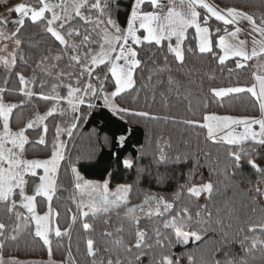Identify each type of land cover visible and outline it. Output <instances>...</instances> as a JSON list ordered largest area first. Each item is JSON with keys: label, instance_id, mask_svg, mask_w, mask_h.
<instances>
[{"label": "snow or ice", "instance_id": "1", "mask_svg": "<svg viewBox=\"0 0 264 264\" xmlns=\"http://www.w3.org/2000/svg\"><path fill=\"white\" fill-rule=\"evenodd\" d=\"M180 5L22 0L8 8L13 18L0 17L5 50L15 44L11 61L0 58V264H256L257 253L264 264V74L221 86L206 73L205 92L188 66L207 59L229 77L250 61L264 66V0L255 11L222 0ZM32 27L48 36L35 57L24 51ZM240 94L255 114L210 110ZM98 113L117 131L74 154ZM141 125L181 128L182 139L162 130L129 153ZM104 148L119 167L89 179L82 170L92 165L82 161ZM229 192L243 194L239 206ZM209 240L207 256L189 247ZM23 241L45 249L47 262L5 259Z\"/></svg>", "mask_w": 264, "mask_h": 264}, {"label": "trees", "instance_id": "2", "mask_svg": "<svg viewBox=\"0 0 264 264\" xmlns=\"http://www.w3.org/2000/svg\"><path fill=\"white\" fill-rule=\"evenodd\" d=\"M22 0H0V11L11 6L14 3L20 2ZM222 3L246 8L251 11H255V6L259 4V0H222ZM24 36V51L27 56H37L40 54V51L46 46V42L48 40V36L43 34L39 29L32 27L23 33ZM189 67H195L198 74L203 76L204 78V90L206 92L209 81L207 79L206 73L215 74L216 80L211 83L218 84L221 86H227L229 84H236L237 80L241 86L250 85L254 82L253 73L264 74V68L258 66L257 61H250L249 67L243 70L242 74L237 77L233 74L229 77L227 73V68L224 69L223 72L219 68H217L215 62L209 61L207 59L201 60L199 57L189 58ZM228 66H233L232 61L228 62ZM18 67L20 65L18 64ZM4 79V69L3 65H0V83H2ZM15 77L10 80V86H12ZM227 103L223 108L217 106H211V111H216L223 113L225 111H230L233 114L239 115H252L255 114V110L252 108V102L249 94H240L235 97L226 98ZM39 104V111L43 113L45 111V107L43 102H36ZM156 110H159L158 108ZM174 114L176 115H184V109L182 106H177L173 109ZM34 113L32 111L26 110L24 115L25 117H31ZM51 127V125H49ZM164 130L165 135H170L173 139L174 143H180L182 139L181 128H171L164 125H153L149 128L141 125L135 132V135L131 138L128 152H132L136 147L140 144H144L146 142V138L148 135H155ZM117 131V127L111 124L108 121L107 115L104 114H96L93 120H90L87 124H85L80 129V135L77 136L74 145H73V153H79L81 156H86L89 151L94 146V141L97 137L102 138L105 135H110L112 132ZM96 134V137L93 134ZM203 147V145H201ZM42 147V146H41ZM112 150L108 148H104L101 151H98L95 155V158L90 161H82L86 162L92 167L87 169H83L84 174L89 179L99 180L101 179L102 174H106L107 171H115L119 166L116 164V157L111 154ZM221 153V157H222ZM203 158V157H201ZM203 173L204 180L206 181L208 178V168L204 167L201 169ZM200 181V174L198 173L195 177V182ZM115 182H123V180H117ZM240 187L243 188L244 184L241 183ZM228 195L233 196L237 202V206L240 205V201L243 199V194L239 192H229ZM2 209H0V213H2ZM258 219V217H257ZM211 235V234H210ZM208 239L207 237L205 238ZM212 241H208L207 244L201 242V247L194 248L191 244L190 248H193V251L197 255H205L207 256L208 249H210ZM181 250V249H178ZM5 259L9 257H17L21 260H34V261H47L48 255L45 249L41 248L38 244H33L29 241H23L19 245V248L9 246L5 249ZM63 251H55L53 254V259L56 261H61L64 259ZM257 261L256 264H260L259 262V253H257Z\"/></svg>", "mask_w": 264, "mask_h": 264}, {"label": "rangeland", "instance_id": "3", "mask_svg": "<svg viewBox=\"0 0 264 264\" xmlns=\"http://www.w3.org/2000/svg\"><path fill=\"white\" fill-rule=\"evenodd\" d=\"M20 2H22V1H20ZM17 3H19V2H17ZM17 3H14L11 6L1 10L0 13L7 10L8 8L14 6ZM176 7H177V9H180V7H181L180 0H176ZM12 48H15V44L13 41L7 42L6 50H5V43L4 42L2 44L0 43V57H2V58L6 57L9 59V61H11V55L10 54L13 52ZM258 66L261 68H264V66H262V63H258ZM27 261H34V260H27ZM34 262H47V261H34Z\"/></svg>", "mask_w": 264, "mask_h": 264}, {"label": "crops", "instance_id": "4", "mask_svg": "<svg viewBox=\"0 0 264 264\" xmlns=\"http://www.w3.org/2000/svg\"><path fill=\"white\" fill-rule=\"evenodd\" d=\"M4 15H9L10 18H13V14H9V13H8V9L0 13V17H3ZM10 27H11V26H10ZM0 43L2 44L3 41H0ZM14 49H15V48H12V50H14ZM0 58H2V57H0Z\"/></svg>", "mask_w": 264, "mask_h": 264}]
</instances>
